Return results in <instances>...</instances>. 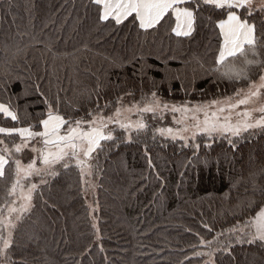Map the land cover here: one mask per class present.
<instances>
[{"label": "trees", "instance_id": "16d2710c", "mask_svg": "<svg viewBox=\"0 0 264 264\" xmlns=\"http://www.w3.org/2000/svg\"><path fill=\"white\" fill-rule=\"evenodd\" d=\"M99 16L92 0H0V103L20 117L17 124L0 114V127H38L45 100L68 119H90L88 112L107 118L152 92L162 103L193 108L247 91V81L215 71L221 12L202 8L188 37L172 32L171 16L147 31L132 18L117 25ZM247 18L264 40V14ZM260 74L249 69L252 80ZM135 118L147 128H111L114 139L101 141L88 163L90 181L75 160L67 169L57 165L55 176L44 171L21 181L25 195L36 188L29 210L19 221L12 215L16 264H264V246L236 239L247 229L246 238L247 222L264 207V131L181 138L179 113ZM167 128L175 139L159 131ZM0 139L10 148L20 142ZM35 157L28 149L10 154L0 178V216L13 201L17 208L24 203L8 195L16 179L12 160ZM218 237L212 262L196 255L201 239Z\"/></svg>", "mask_w": 264, "mask_h": 264}, {"label": "snow or ice", "instance_id": "6c2138e0", "mask_svg": "<svg viewBox=\"0 0 264 264\" xmlns=\"http://www.w3.org/2000/svg\"><path fill=\"white\" fill-rule=\"evenodd\" d=\"M100 11V20H113L117 25L132 18L133 23L145 31L156 28L165 17H174L175 26L172 32L177 37H188L195 30L197 14L202 8H210L221 12L222 18L215 22L219 30L218 35L221 43L215 63L218 66L215 71L229 80H244L248 82L247 91L238 90L236 98L229 97L227 101H213L208 105H197L189 108L186 105L176 106L162 103L156 92H152L150 98H144L142 104L134 105L133 108L139 113H151L155 117L158 111H171L174 116L179 113L180 119L177 123L185 126L181 132H188L192 129L193 138L197 133L228 135L238 137L250 129L264 131V40H258L256 25L251 23L247 17L256 13L264 14V0H92ZM211 20V17H209ZM51 51V49H49ZM239 61V63H237ZM258 67L261 73L258 80H252L249 76V69ZM223 69V71H221ZM122 100V97L119 98ZM47 111L38 120V127L34 124L21 127H0V135L5 137L18 136L20 142H13L10 148L4 139H0V178L5 176V166L9 163L10 154L23 153L25 149L36 153V157L27 164H23L20 158L12 160L14 164L15 182L9 189L8 195L15 196L17 188H23L22 180L29 179L44 171L55 176L53 169L59 165L67 169L75 160L81 176L90 174L91 165L88 161L92 154L102 147L101 141L114 139L112 130H107L110 123L119 124L125 131L135 130L137 132L147 128L143 120L136 122H124L120 119L123 111L132 112L133 108H117L113 116L107 118L99 113L88 112L87 118L68 119L61 114L58 107H54L46 100ZM223 103L226 106H219ZM244 106L243 111H237ZM99 108V105H97ZM215 111L209 112V109ZM201 113L203 119L200 118ZM259 113V116H254ZM0 114L5 118L19 124L20 117L12 110L10 104L0 103ZM161 134L167 133L173 139L178 135L172 128L159 129ZM183 138V137H181ZM32 141L41 144L38 148L35 145L30 147ZM229 143H233L231 140ZM198 148L199 145H196ZM37 161L43 168L37 167ZM255 186V185H254ZM36 188L31 185L27 195L21 196L24 201L18 208L10 206L8 215L0 216V261L3 264H16L10 255L13 247V230L16 224L12 220L19 221L24 212L31 207L32 191ZM264 194V189H262ZM251 203V202H250ZM15 204V201H13ZM2 211V210H0ZM95 227V225H93ZM246 227L250 229L245 239L237 238L238 243L254 244L259 242L264 246V207H260L252 218L247 222ZM7 233L5 235L4 233ZM216 242L213 240H200V246L210 247ZM196 255H209L211 252ZM26 264V262H24Z\"/></svg>", "mask_w": 264, "mask_h": 264}, {"label": "rangeland", "instance_id": "374dc122", "mask_svg": "<svg viewBox=\"0 0 264 264\" xmlns=\"http://www.w3.org/2000/svg\"><path fill=\"white\" fill-rule=\"evenodd\" d=\"M256 2H257V4L259 3V0H256ZM225 101H227V100H225ZM221 102V101H220ZM222 102H224V101H222ZM133 106L134 105H131V106H128V105H122L121 106V109H122V111H123V109H127V108H133ZM219 106H226V105H224L223 103H221L220 105H217V107H219ZM244 110V106H241V108L240 109H237V111H243ZM211 111H215V108H212V109H209V112H211ZM159 113L161 112V111H158ZM139 112H137L136 110H135V108H133V111L132 112H128V111H123V114H122V116L120 117V119L121 120H123L124 122H136L137 121V119L135 118V116L138 114ZM113 116V115H112ZM200 118L201 119H203V114L201 113V115H200ZM181 125H182V128L185 126L183 123H181ZM115 126V128H117L118 126H119V124H117V123H110L109 125H108V129H105V131H107V130H111V128H113ZM181 128V129H182ZM194 131H195V129H193ZM192 130H190V131H188V132H181V134H182V137L184 138V137H189L190 135H193V132H191ZM197 135V134H196ZM196 135H195V137H196ZM194 137V138H195ZM90 162V160L88 161V163ZM88 178H89V181L91 180V173L90 174H88L87 175V180H88ZM23 182L25 181V180H22ZM91 187H92V189H91ZM92 190H93V185H92V182H91V186H89V196H90V198H91V192H92ZM26 193H24L23 192V190H22V188H18L17 190H16V198H19V201H21V202H24L22 199H21V196H23V195H25ZM92 199V198H91ZM12 207H15L14 206V204L13 205H11ZM91 207H93V205L91 204ZM92 209H94V208H92ZM8 215V210H7V212H6V214L4 215L5 217ZM250 230V229H249ZM246 231H247V229L246 230H238L236 233H237V238L239 237V238H242L245 234H246ZM5 234L7 235V233L5 232ZM236 238V239H237ZM222 239H223V237H218V238H216V242L215 243H213L210 247H202L201 249V253H205V252H211L212 253V255L211 256H209V255H202V256H205L207 259H208V261L209 262H212V260H213V255L215 254V252L217 251V247H218V245L222 242ZM227 242V241H226ZM225 242V243H226Z\"/></svg>", "mask_w": 264, "mask_h": 264}]
</instances>
